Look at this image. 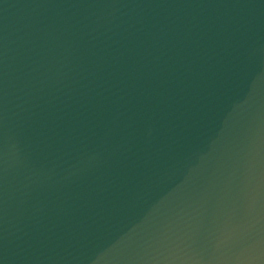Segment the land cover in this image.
I'll return each mask as SVG.
<instances>
[{
	"label": "water",
	"instance_id": "95a60500",
	"mask_svg": "<svg viewBox=\"0 0 264 264\" xmlns=\"http://www.w3.org/2000/svg\"><path fill=\"white\" fill-rule=\"evenodd\" d=\"M0 264H264V0H0Z\"/></svg>",
	"mask_w": 264,
	"mask_h": 264
}]
</instances>
